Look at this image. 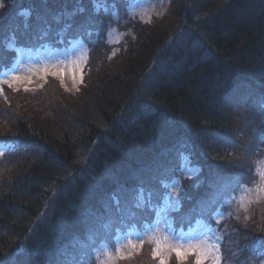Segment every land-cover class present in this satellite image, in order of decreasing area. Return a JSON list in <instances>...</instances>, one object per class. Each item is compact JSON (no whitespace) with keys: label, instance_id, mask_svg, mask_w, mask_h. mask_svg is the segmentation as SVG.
Instances as JSON below:
<instances>
[{"label":"trees","instance_id":"trees-1","mask_svg":"<svg viewBox=\"0 0 264 264\" xmlns=\"http://www.w3.org/2000/svg\"><path fill=\"white\" fill-rule=\"evenodd\" d=\"M1 1L0 70L16 58L9 39L65 50L83 37L89 56L77 92L53 76L39 89L0 92V145H11L0 157V264L86 262L126 225L152 220L138 198L161 203L184 155L200 173L183 181L177 229L213 222L239 178L254 179L264 0H170L149 23L127 21L113 47L112 14L96 0ZM107 1L122 11L130 0ZM248 213L218 226L222 264H264V200ZM195 259L173 255L169 264ZM120 264L158 260L145 244Z\"/></svg>","mask_w":264,"mask_h":264},{"label":"rangeland","instance_id":"rangeland-1","mask_svg":"<svg viewBox=\"0 0 264 264\" xmlns=\"http://www.w3.org/2000/svg\"><path fill=\"white\" fill-rule=\"evenodd\" d=\"M1 5L0 0V7ZM94 5L97 11L103 9L113 14L114 24L106 35V42L113 47L123 41L127 21L138 20L149 23L154 17H160L168 10L170 0H130L126 5L121 4L124 7L122 11H118L117 7L107 0H96ZM7 43H9L8 49H15L18 57L11 70L0 73V92L3 85H8L14 90L39 89L44 87L50 76H53L60 84L62 82V87L70 93L77 92L83 84V70L89 54V48L83 41L78 40V43H72L64 51H55L51 46L38 50L25 49L17 47L16 42L10 39ZM46 71L48 75L45 74ZM53 72L57 75H52ZM263 141L264 137L260 139L256 149L250 153L255 159L254 165L251 166L254 179L249 181L242 176L239 179L245 180L242 183L237 182L235 190L233 188L226 190L228 193L225 195L224 205L219 207L220 211L214 216L215 222L205 224L204 220L200 219L201 221L194 226L190 225L189 227L193 229L187 232H184L183 228H176L171 212L180 210L183 179L193 177L199 171L192 166L187 156L182 157L180 172L177 178H173L166 184L161 205L157 206L158 203L153 204L152 200L149 201L145 197L138 198L140 208L152 206L150 212L155 213V218L150 220L151 217H145L149 219V222L142 228L139 227L141 220L126 225L127 229L119 230L114 238L109 237L104 240L97 249L98 245L95 246L93 257L80 264H120L123 259L130 258L141 251L145 244L152 246L153 253L159 244L160 254L156 256L158 264L161 259L169 264V260L175 255L172 248H181L185 251L192 248L203 251L207 253L206 264H222L220 247L222 236L218 233V226L227 216L233 215L239 219L244 217L242 215L244 213L249 215L250 208L264 200V150L257 156L260 148L264 149L260 146ZM1 155L0 151V157H3ZM236 181L233 183L235 184Z\"/></svg>","mask_w":264,"mask_h":264},{"label":"snow or ice","instance_id":"snow-or-ice-1","mask_svg":"<svg viewBox=\"0 0 264 264\" xmlns=\"http://www.w3.org/2000/svg\"><path fill=\"white\" fill-rule=\"evenodd\" d=\"M22 15H28L27 12L21 13ZM46 75H48L49 73H45ZM52 75H57V73L53 72L51 73ZM141 245L143 244V240L141 239L140 241ZM135 245H133L134 247ZM172 251L175 252L176 257L183 261L186 259L187 256L192 255L195 256V264H206V260H207V253L203 252V251H199L196 249H192L189 248L187 251L181 249V248H172ZM160 254V246L158 244V247L154 250V258L156 256H158ZM160 264H167V262L164 259L160 260Z\"/></svg>","mask_w":264,"mask_h":264}]
</instances>
